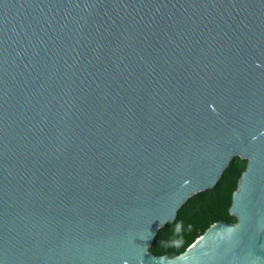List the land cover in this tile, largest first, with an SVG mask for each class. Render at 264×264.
<instances>
[{
    "label": "water",
    "instance_id": "obj_1",
    "mask_svg": "<svg viewBox=\"0 0 264 264\" xmlns=\"http://www.w3.org/2000/svg\"><path fill=\"white\" fill-rule=\"evenodd\" d=\"M235 156L236 221L149 252ZM0 264H264V0H0Z\"/></svg>",
    "mask_w": 264,
    "mask_h": 264
},
{
    "label": "trees",
    "instance_id": "obj_2",
    "mask_svg": "<svg viewBox=\"0 0 264 264\" xmlns=\"http://www.w3.org/2000/svg\"><path fill=\"white\" fill-rule=\"evenodd\" d=\"M247 161L235 156L213 188L195 193L177 211L173 222L159 228L148 251L174 257L189 247L215 222H235L229 213L233 191Z\"/></svg>",
    "mask_w": 264,
    "mask_h": 264
}]
</instances>
